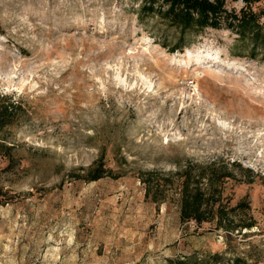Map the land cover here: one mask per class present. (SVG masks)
I'll list each match as a JSON object with an SVG mask.
<instances>
[{
    "label": "rangeland",
    "instance_id": "rangeland-1",
    "mask_svg": "<svg viewBox=\"0 0 264 264\" xmlns=\"http://www.w3.org/2000/svg\"><path fill=\"white\" fill-rule=\"evenodd\" d=\"M138 3L0 0V93L23 108L5 133L0 264H264V61L232 56L226 31L166 49L173 31H146ZM215 159L251 171L223 194L250 229L145 198L140 172ZM97 163L117 177L86 181Z\"/></svg>",
    "mask_w": 264,
    "mask_h": 264
},
{
    "label": "trees",
    "instance_id": "trees-1",
    "mask_svg": "<svg viewBox=\"0 0 264 264\" xmlns=\"http://www.w3.org/2000/svg\"><path fill=\"white\" fill-rule=\"evenodd\" d=\"M135 14L146 31L151 29L150 22L155 19L153 25L162 27L158 29L160 35L173 31L169 42L162 44L166 49L172 47L182 52L208 30L226 31L233 37L228 48L232 56L264 61V0H139ZM22 112L18 100L0 93V158L8 160L0 171H8L15 164L13 146L8 145L5 133L21 119ZM238 172L245 173L243 179L238 177ZM249 174L251 171L236 161L215 159L195 163L189 160L174 171L140 172L139 180L144 185L147 200L155 204L166 200L178 204L181 223L193 222L197 226L215 223L216 229L232 232L250 229L253 224L239 218L240 213L248 209L247 204L229 206L223 195L225 184L230 180L251 183ZM111 175L103 164L97 163L87 171L85 179L90 182L105 176L117 177ZM3 193L0 188V205Z\"/></svg>",
    "mask_w": 264,
    "mask_h": 264
}]
</instances>
